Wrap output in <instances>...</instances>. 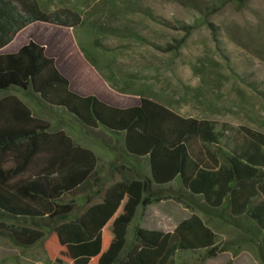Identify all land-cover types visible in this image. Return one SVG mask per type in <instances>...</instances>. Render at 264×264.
Instances as JSON below:
<instances>
[{
  "label": "trees",
  "instance_id": "trees-1",
  "mask_svg": "<svg viewBox=\"0 0 264 264\" xmlns=\"http://www.w3.org/2000/svg\"><path fill=\"white\" fill-rule=\"evenodd\" d=\"M249 1L188 0L195 18L174 26L129 0H103L86 18L76 9L49 12L40 0H0V51L37 23L76 35L90 29L89 43L107 51L113 48L105 36L153 44L138 27L116 25L141 14L184 33L175 44H154L175 55L196 29L208 26L215 36L210 18L227 5ZM84 48L48 56L30 40L0 54V239L21 252L40 247L46 264H202L243 251L264 264V133L183 117L152 97L111 94L105 81L134 95L139 81L158 79L166 68L144 75L120 67L111 54L101 64ZM70 49L84 65L63 74ZM250 87L264 98L263 89ZM65 128L114 159L104 163ZM166 201L191 216L172 232L136 222ZM223 228L231 238H221Z\"/></svg>",
  "mask_w": 264,
  "mask_h": 264
},
{
  "label": "rangeland",
  "instance_id": "rangeland-1",
  "mask_svg": "<svg viewBox=\"0 0 264 264\" xmlns=\"http://www.w3.org/2000/svg\"><path fill=\"white\" fill-rule=\"evenodd\" d=\"M40 1L49 12L58 8L76 9L86 18L103 0ZM187 1L129 0L132 4L140 3L147 8L155 20L162 19L174 26L176 21L190 23L195 18L196 13L189 8ZM125 20L127 22L119 20L116 25L138 27L141 34L153 44H137L133 39L105 36V46L113 48L107 51L89 43L90 29L79 30L76 35L70 29L37 23L19 33L16 36L19 38H15L0 54L16 53L33 40L46 49L48 56L60 55L70 46H76L77 49L84 46L87 56L99 60L101 64L106 60L104 56L111 54L116 56L115 61L120 67L130 71L140 70L149 76L155 73L154 66H162L166 69L160 72L158 79H145L137 83L139 91L134 95L152 97L183 117L206 118L219 124L247 127L264 133V98L250 87V84H254L264 91V0H250L245 7L227 5L210 18L217 27L215 36L208 26L196 29L185 38L184 47L175 55L161 53L154 44L166 45L173 42V38L184 36L183 32L141 14L128 15ZM82 59L75 49H70L61 67L62 73H68L78 64L84 65ZM212 61L217 65H213ZM104 73L107 74L106 71ZM104 86L108 92L117 93L106 81ZM66 131L82 146L90 147L84 138L70 129ZM94 147L99 155L102 154L100 147ZM110 160L109 155L103 154L104 163ZM190 216L191 212L183 205L166 201L151 206L145 219L136 222L146 229L173 231ZM219 234L222 239L232 236V232L226 228L221 229ZM0 264H46V257L40 247L21 252L0 239ZM184 264L200 263L186 259ZM202 264L260 263L254 254L243 251L237 257L224 253Z\"/></svg>",
  "mask_w": 264,
  "mask_h": 264
},
{
  "label": "crops",
  "instance_id": "crops-1",
  "mask_svg": "<svg viewBox=\"0 0 264 264\" xmlns=\"http://www.w3.org/2000/svg\"><path fill=\"white\" fill-rule=\"evenodd\" d=\"M112 94V93H111ZM116 95H119V96H122V97H124V98H127V99H137V96H135V95H131V94H121V93H116ZM85 139V138H84ZM88 143H89V146L90 147H87V148H89L90 150H92L98 157H100L101 159H102V157H103V154H106V155H109L110 157H111V160L110 161H112L113 159H114V155H113V153L111 154L110 152H108V151H106V150H104L103 148H101L100 146H98V145H96L95 143H93V142H91V141H89V140H87V139H85ZM94 146H98V147H100L101 149V151H102V154L100 153V155H99V153H97V151L95 150V147ZM105 156V155H104ZM110 161H107V162H110ZM143 170H148L146 167H143ZM145 219V218H144ZM176 228V227H175ZM165 232H172V231H165Z\"/></svg>",
  "mask_w": 264,
  "mask_h": 264
}]
</instances>
